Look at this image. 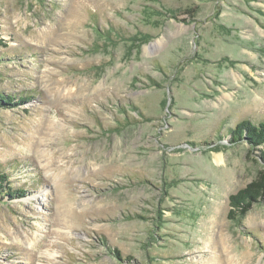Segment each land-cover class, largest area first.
<instances>
[{
    "label": "rangeland",
    "instance_id": "rangeland-1",
    "mask_svg": "<svg viewBox=\"0 0 264 264\" xmlns=\"http://www.w3.org/2000/svg\"><path fill=\"white\" fill-rule=\"evenodd\" d=\"M0 94V264H264V0H0Z\"/></svg>",
    "mask_w": 264,
    "mask_h": 264
},
{
    "label": "trees",
    "instance_id": "trees-1",
    "mask_svg": "<svg viewBox=\"0 0 264 264\" xmlns=\"http://www.w3.org/2000/svg\"><path fill=\"white\" fill-rule=\"evenodd\" d=\"M19 103L15 102V97L11 95L0 94V107L4 106H16ZM245 139L253 146L264 145V122L258 124L251 121H242L237 124L234 132V140ZM264 159V154L262 155ZM8 180L5 174L0 173V197L2 193L10 197L23 196L25 193L23 190H16L10 188L9 185L4 183ZM7 183V182H6ZM264 196V173L246 188L239 190L236 194L230 196L229 204L231 211L229 213V219L234 221H240L245 217L252 209L253 204L259 202L261 197ZM119 256V254H118Z\"/></svg>",
    "mask_w": 264,
    "mask_h": 264
}]
</instances>
